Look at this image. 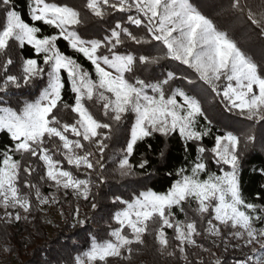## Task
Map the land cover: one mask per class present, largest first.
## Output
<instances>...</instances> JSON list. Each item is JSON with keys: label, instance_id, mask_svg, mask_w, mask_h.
Returning <instances> with one entry per match:
<instances>
[{"label": "snow or ice", "instance_id": "6c2138e0", "mask_svg": "<svg viewBox=\"0 0 264 264\" xmlns=\"http://www.w3.org/2000/svg\"><path fill=\"white\" fill-rule=\"evenodd\" d=\"M26 7L28 21L15 0H0V134L11 141L0 149V221L29 222L57 206L73 228L84 227L82 207L99 209L110 176H151L152 145L136 159L139 146L177 136L194 159L168 173L176 179L166 191L113 196L105 237L93 235L73 264H135L150 248L175 264H192L191 248L210 264H223L214 248H247L231 264H264V196L249 202L240 178L243 155L257 147L256 126L264 128V59L234 35L243 30L264 44V0H223L214 15L193 0H28ZM89 25L97 31L83 32ZM162 68L169 70L156 75ZM33 89L34 96H14ZM214 104L247 121L246 129L217 128ZM158 155L166 159L163 145ZM0 239L10 253L8 237Z\"/></svg>", "mask_w": 264, "mask_h": 264}, {"label": "trees", "instance_id": "16d2710c", "mask_svg": "<svg viewBox=\"0 0 264 264\" xmlns=\"http://www.w3.org/2000/svg\"><path fill=\"white\" fill-rule=\"evenodd\" d=\"M27 2L28 0H15L17 10L21 11L26 21L29 20L27 16ZM63 2V0H61ZM70 2L79 5L82 0H70ZM223 0H193V3L201 8L209 15H214L216 6L222 3ZM112 19V18H109ZM46 28L47 26H42ZM88 34L97 31L95 25H89L87 29H82ZM235 38L245 46L249 54L253 55L257 61L264 59V44H262L254 36L250 37L248 33L243 30H237ZM66 43V42H64ZM70 51V50H67ZM24 55H29V50H24ZM87 63V62H85ZM169 70L168 68L159 69L156 75ZM36 90L31 92L22 90L21 92H14V96H34ZM12 106H16L15 100L12 101ZM211 115L216 121V127L222 130H230L239 132L246 129L248 122L235 116L232 113L223 111V105H210ZM127 131L121 134L119 143L124 142V137ZM257 147L249 150L243 155L241 159V186L245 198L249 202L260 203L257 199L259 196H264V175L260 170L264 169V149L259 145L264 143V128L259 125L256 126ZM150 143L152 148L147 152V158L151 161L152 167L149 171L152 173L150 177L141 176L138 178H131L120 180L119 177L110 176L109 183L99 189L97 196V203L99 209L96 212L82 207V213L86 212L88 216V223L84 227L77 226L73 228L68 220L62 218L49 223L46 219L45 213L37 212L34 217H30L29 222L21 221L20 223H13L11 225H4L0 221V238L7 236L8 243L12 251L8 257L12 264H73V257L80 251L87 250L90 245L91 237L93 235L98 238H104L107 232V221L109 214L116 208L111 203V199L115 195H120L128 198L134 190L142 189L143 187H150L156 191H166L171 183L176 179L174 175H168L169 172L175 171L178 167L187 166L189 162L194 159L195 153L193 148H189L186 154L183 142L179 137L173 136L165 138L156 135L150 138L146 144L139 146V154L135 157L140 158V155L145 154V148ZM213 139L205 138L204 144L213 146ZM11 141L6 134H0V149L9 146ZM164 146L166 151V159L161 160L158 155V150ZM111 147V146H110ZM66 165V162H65ZM67 167V165H66ZM211 170L215 171L216 166L210 163ZM40 169L33 174L32 179L38 180ZM47 193V189H43ZM57 211L59 209L55 206ZM66 212L69 211L65 205ZM0 215H2L0 211ZM179 218H183L182 215ZM70 219V217H69ZM151 242V238H149ZM199 242H203L205 246H210L211 242L206 237L199 238ZM3 241L0 239V244ZM2 248V247H1ZM213 251L217 253L223 264H231L234 259H240L249 253L251 250H233L229 249L224 252L222 248ZM199 259H203L205 264H210V258L207 253L201 252L200 249H189V260L192 264H196ZM124 264V262H120ZM135 264H175L174 259L158 257L155 254V249L150 248L148 251L140 254L135 258Z\"/></svg>", "mask_w": 264, "mask_h": 264}, {"label": "rangeland", "instance_id": "374dc122", "mask_svg": "<svg viewBox=\"0 0 264 264\" xmlns=\"http://www.w3.org/2000/svg\"><path fill=\"white\" fill-rule=\"evenodd\" d=\"M0 211L3 214V210L0 209ZM45 216H46V219L49 223H53L55 220L60 219L59 212L57 211L55 206H53L51 208H47L46 212H45ZM0 264H12L9 257H8L7 252L3 251V249L1 247H0Z\"/></svg>", "mask_w": 264, "mask_h": 264}]
</instances>
